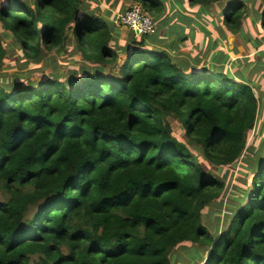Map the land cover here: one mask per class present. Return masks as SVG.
<instances>
[{
    "label": "trees",
    "instance_id": "16d2710c",
    "mask_svg": "<svg viewBox=\"0 0 264 264\" xmlns=\"http://www.w3.org/2000/svg\"><path fill=\"white\" fill-rule=\"evenodd\" d=\"M102 1L117 8L113 21L140 4L160 28L177 27L163 18L167 0ZM248 1L261 33L264 0ZM177 3L199 6L223 38L241 32L264 52L244 29L245 0ZM204 28L198 48L210 63L188 70L159 46V27L133 32L116 51L117 29L83 0H0V68L2 36L39 61L71 34L81 57L101 65L27 86L0 80V264H172L183 243L196 264H264V91L242 78L262 72H241L247 58L227 68L232 59ZM110 66L117 72L107 75ZM210 168L235 174L212 231L202 212L226 184Z\"/></svg>",
    "mask_w": 264,
    "mask_h": 264
},
{
    "label": "rangeland",
    "instance_id": "374dc122",
    "mask_svg": "<svg viewBox=\"0 0 264 264\" xmlns=\"http://www.w3.org/2000/svg\"><path fill=\"white\" fill-rule=\"evenodd\" d=\"M174 1L177 2V0ZM245 2L248 13H245L246 21L244 29L247 31V28H249V32L252 33V36L257 37L256 39L261 40L264 44V31L260 33L258 32L257 26H252V23H254L253 7H251L250 1L245 0ZM166 5L167 4H165L166 8L170 7L169 4L168 6ZM83 6L87 8L88 13L94 12L98 18H102L110 25H114V30L115 28L117 29L118 36L116 47L113 46V48L116 51L121 50L122 43L127 42V40L132 37L133 31L126 28H120L116 21H113V16L115 15L117 8L104 6L102 0H83ZM167 11L168 10L166 9V12ZM214 11L215 10L212 9V11L210 10L208 13L213 14ZM203 13L204 10L199 6L190 7L184 3L183 5L174 6L173 12L168 14L165 13L163 15V18L168 20V25L173 22L177 26L176 28L164 25L160 28L159 26V29L161 30L160 35H166L173 42L167 46L170 47L168 51L173 53L175 56V62L177 63L180 61L183 67L185 65H190L187 67L188 70L190 67H204L210 63L208 49L198 48L200 44H202V42L200 43L204 37V33H202V31L205 29L204 27H206L210 30L211 37L213 39L215 38L219 42L223 52L232 59L233 62H230V64L227 65V68H231L233 64L237 66V61L235 60H242L243 58H247L249 62H247V65H245L246 63H239V70L241 72L242 68H247L248 66L253 68L260 66L258 70L259 72H262V74H260L262 75V78H259L260 75H257L256 71H245V75L244 77L242 76V78L250 81L255 90L259 91L260 94H263L260 91V88L264 91V52H254L257 48H254L250 45V43L245 42L244 36H242L241 32H238L235 35H228L223 38V35H220L209 25V27L206 25ZM184 14L193 16L195 22H189ZM213 16L217 18L216 15ZM200 26L201 31L199 29ZM112 34H114L113 31ZM70 35H68L67 41L62 44L63 48L61 51H58L57 49L53 50L52 52L47 53L46 57L40 59L39 61H31L30 59L25 58L14 38H6L5 36H2V40L6 42L5 47L7 49L8 57L5 60L3 67L0 68V80L6 82H19L20 84L27 86L30 83L46 81L48 77L60 76L64 79L73 75L74 78H77L86 68L100 67L101 65L90 64V62L81 57L80 53L76 49V42ZM134 35L137 36L135 33ZM184 36L185 40H177L178 38ZM248 37L250 38V36ZM160 41L159 46L165 48L166 45L163 46L164 44H161ZM176 48H178V50ZM124 59H126V55L120 51L117 67L122 64ZM197 61L201 62V64L198 65L196 63ZM110 68L111 66L107 68L105 74L109 75L117 72V70L112 71ZM232 73H235L234 69L232 70ZM170 124L176 135L181 134L180 125L175 119H170ZM252 138L253 136H251L249 143L256 145ZM208 173L219 179L221 178L223 181L225 180L224 182L226 184V189L221 198L222 201L208 205L202 212V223L208 230L212 231V229L217 227L219 215H224L223 206L227 202L235 174L233 177L229 174L226 179L222 176V173L212 168L209 169ZM194 249L195 247L191 244H181L173 253L174 257L172 264H196L197 260H194L192 257Z\"/></svg>",
    "mask_w": 264,
    "mask_h": 264
},
{
    "label": "built area",
    "instance_id": "2783aa9c",
    "mask_svg": "<svg viewBox=\"0 0 264 264\" xmlns=\"http://www.w3.org/2000/svg\"><path fill=\"white\" fill-rule=\"evenodd\" d=\"M115 21L120 28L129 29L139 37L151 36L159 27L157 21L140 4L128 6L124 13L116 16Z\"/></svg>",
    "mask_w": 264,
    "mask_h": 264
},
{
    "label": "crops",
    "instance_id": "0c3cea01",
    "mask_svg": "<svg viewBox=\"0 0 264 264\" xmlns=\"http://www.w3.org/2000/svg\"><path fill=\"white\" fill-rule=\"evenodd\" d=\"M170 2V3H169ZM167 5L166 6H168V4H169V8H166L168 11L166 12V14H168V13H170V12H173L174 11V6L176 7V6H178V5H180V4H178L177 2H175L174 0H167V3H166ZM165 9V10H166ZM186 17H187V19H188V21H193V22H195V20H194V18H193V16H190V15H188V14H184ZM162 26V25H161ZM161 44H164L163 46H165L166 45V47L165 48H170L169 46H167V45H170V44H172L173 42L171 41V39H169L167 36H164L162 39H161Z\"/></svg>",
    "mask_w": 264,
    "mask_h": 264
}]
</instances>
